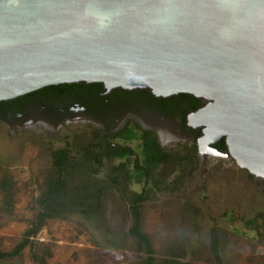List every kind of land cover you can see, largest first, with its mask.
<instances>
[{
  "label": "water",
  "instance_id": "obj_1",
  "mask_svg": "<svg viewBox=\"0 0 264 264\" xmlns=\"http://www.w3.org/2000/svg\"><path fill=\"white\" fill-rule=\"evenodd\" d=\"M72 83L202 99L199 148L264 179V0H0V102Z\"/></svg>",
  "mask_w": 264,
  "mask_h": 264
},
{
  "label": "rangeland",
  "instance_id": "obj_2",
  "mask_svg": "<svg viewBox=\"0 0 264 264\" xmlns=\"http://www.w3.org/2000/svg\"><path fill=\"white\" fill-rule=\"evenodd\" d=\"M45 140L34 133H12L0 123V251L10 252L38 209L36 199L52 174L50 150L87 145L90 130ZM140 156L138 141L129 143ZM118 161L105 162L98 176ZM156 177L159 189L141 206V224L154 250V264H264V189L235 163L199 170L195 161H173ZM116 188L104 195L105 224L83 219H52L18 258L0 264H141L130 248L129 194ZM245 220H254L247 226ZM114 237L115 248L106 245Z\"/></svg>",
  "mask_w": 264,
  "mask_h": 264
},
{
  "label": "flooded vegetation",
  "instance_id": "obj_3",
  "mask_svg": "<svg viewBox=\"0 0 264 264\" xmlns=\"http://www.w3.org/2000/svg\"><path fill=\"white\" fill-rule=\"evenodd\" d=\"M204 104L183 93L159 96L148 89L105 92L94 83L59 84L1 101L0 123L11 133H34L46 141L69 137L83 128L90 130L91 139L97 133L107 143L129 145L152 136L173 158L191 156L199 170L235 163L221 139L210 148H199L202 128L194 127L188 117ZM130 135L135 137L125 139ZM254 179L264 189V179Z\"/></svg>",
  "mask_w": 264,
  "mask_h": 264
},
{
  "label": "trees",
  "instance_id": "obj_4",
  "mask_svg": "<svg viewBox=\"0 0 264 264\" xmlns=\"http://www.w3.org/2000/svg\"><path fill=\"white\" fill-rule=\"evenodd\" d=\"M94 85L101 87V84ZM132 137L135 135L126 136L125 139ZM221 142L223 144V139ZM139 147L140 156L135 157L134 150L128 144L107 143L95 133L87 145L76 151L68 146L51 149L52 174L36 199L38 209L13 250L0 251V261L18 258L48 220L80 218L91 227L105 224L101 210L105 193L114 187L124 196L129 186L136 184L141 186V190L129 194L130 226L126 235L130 240L131 250L143 255L141 264H154L152 242L142 229L141 206L159 189L162 182L156 174L162 167L173 161L192 159L191 156L173 158L158 146L152 136L141 137ZM115 160L122 162L98 176L105 162ZM261 218L264 225V218ZM244 224L254 225V220H245ZM117 242L114 237L106 239V245L112 248H115Z\"/></svg>",
  "mask_w": 264,
  "mask_h": 264
}]
</instances>
